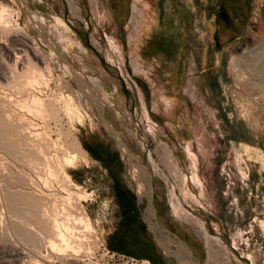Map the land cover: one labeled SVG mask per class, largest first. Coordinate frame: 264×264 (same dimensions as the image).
<instances>
[{
  "label": "rangeland",
  "instance_id": "1",
  "mask_svg": "<svg viewBox=\"0 0 264 264\" xmlns=\"http://www.w3.org/2000/svg\"><path fill=\"white\" fill-rule=\"evenodd\" d=\"M20 1L11 24L20 25L45 56L49 67L39 66L49 84L41 94L62 109L59 120L46 117L51 121L41 130L56 143L50 151L60 159L66 141L81 144L75 165L65 171L80 187L94 228L81 247L85 263L146 260L115 252L111 243L118 240L113 235L126 196L148 220L147 174L154 205L163 210L161 232L182 263L264 264V58L245 57L257 0H122L119 15L112 0ZM34 13L44 30L32 22ZM58 18L63 23L57 27ZM152 46L178 56L177 80L173 59L168 64L154 56ZM238 59L247 70L244 80ZM248 65L255 70L250 81ZM1 161L14 167L8 158ZM0 217V235H7L4 210ZM170 228L182 235H169ZM47 256L42 249L41 259ZM159 262L174 264L170 255Z\"/></svg>",
  "mask_w": 264,
  "mask_h": 264
},
{
  "label": "bare ground",
  "instance_id": "2",
  "mask_svg": "<svg viewBox=\"0 0 264 264\" xmlns=\"http://www.w3.org/2000/svg\"><path fill=\"white\" fill-rule=\"evenodd\" d=\"M17 3L23 7L20 0H0V78L8 82L6 85L0 82V160L8 158L11 162L7 163L14 166L0 163V212L4 210L8 216L4 222L7 235H0V264H89L85 263L83 257L87 255L81 247L85 235L93 233L94 228L81 204L80 187L65 171L66 167L75 165V149L81 148V144L78 140L66 141L68 152L61 159L50 151L57 147L56 143L41 128L43 123L51 121L47 120V123L46 117L58 119L62 109L54 99L41 94L42 88L49 84L45 80L48 72L44 75L39 66V63L47 64L45 56L20 25L14 28L11 24L13 7H17ZM30 18L44 30V23L37 13L31 14ZM61 21L58 18L57 27L63 23ZM249 29L252 47L245 57L246 61L254 62L264 58V43H260L264 34V0H257ZM64 36L62 33L60 38ZM29 52L33 58L29 57ZM234 63L244 80L245 64L240 59ZM251 65H248L250 70L246 76L250 75L249 81L255 71ZM63 66L74 75L67 63ZM16 106L25 112H16ZM242 174L246 176L243 171ZM192 180L200 183L195 173ZM139 187L143 192L144 187ZM42 249L49 253L47 258L41 259Z\"/></svg>",
  "mask_w": 264,
  "mask_h": 264
},
{
  "label": "flooded vegetation",
  "instance_id": "3",
  "mask_svg": "<svg viewBox=\"0 0 264 264\" xmlns=\"http://www.w3.org/2000/svg\"><path fill=\"white\" fill-rule=\"evenodd\" d=\"M122 6H123L122 0L111 1L112 11L114 12L115 15L121 14ZM152 53L156 57H160L161 55H163L164 58L168 61V64H170V59H173L172 60L173 63L170 67L173 68L175 72H173V70L170 71L175 73V75H177L176 78L174 79L177 80V77L179 75L178 71L181 68L180 59H178V56H173L172 58H170L163 53L159 54V52H157L155 47L153 46H152ZM125 153L127 154V156H129L127 152ZM128 159L130 161L131 160L133 161V159L130 157H128ZM138 168L140 169L139 165ZM134 172L138 173V170L135 168ZM154 206L156 210V217L154 219V223H156L157 225L159 236L161 235L160 239L165 241L169 247H165L159 244L158 240L155 239L153 235L154 225L150 221L144 219L143 210H140L139 207H136L131 197L126 196L125 199L123 200V203L121 204L119 232L121 235H131V239L127 241L129 242L127 243L128 246L126 244H124V246H121V250L127 254L135 255L138 258H145L147 261L154 262L156 264H160L159 257H162L163 259L165 255L167 256V254H169L170 259L174 264H184L180 261L179 263L178 260L174 257V254L176 253L174 252L176 250V247L168 243L167 242L168 240L163 239V233L161 232V226L158 221V217H160V215L163 213V210H161L160 206L159 207L156 205ZM168 233L169 235H182L180 232H176L172 228L168 229Z\"/></svg>",
  "mask_w": 264,
  "mask_h": 264
},
{
  "label": "water",
  "instance_id": "4",
  "mask_svg": "<svg viewBox=\"0 0 264 264\" xmlns=\"http://www.w3.org/2000/svg\"><path fill=\"white\" fill-rule=\"evenodd\" d=\"M57 52H58L59 56L61 57V59H63L68 65H70L68 60L66 59V57H64L61 54V51L57 50ZM107 131L111 135H114L115 137H117L112 131H110V130H107ZM117 142L120 145H122L126 149L127 153L130 155L129 147L123 141H121L120 139H117ZM146 176H147L148 181H149L148 193H147V197H148V214H147V217H148V220L154 225L153 235H154L155 239L158 240L160 245L165 246V247H169L168 244L165 241L160 239L157 225H156V223H154V219L156 217V210H155V206H154V188H153V184H152V178L149 175H147V174H146ZM174 257L178 260V258H177V256L175 254H174ZM178 262H179V260H178Z\"/></svg>",
  "mask_w": 264,
  "mask_h": 264
},
{
  "label": "crops",
  "instance_id": "5",
  "mask_svg": "<svg viewBox=\"0 0 264 264\" xmlns=\"http://www.w3.org/2000/svg\"><path fill=\"white\" fill-rule=\"evenodd\" d=\"M135 165L138 167V165H137V163H135ZM139 169V168H138ZM139 170H141V169H139ZM142 171V170H141ZM118 237V240L116 241V242H114V243H111V249L113 250V251H118V253H123V254H125V255H128V256H135V255H131V254H127V253H125L124 251H122L121 250V246H124V244H126L127 245V243H129V242H127L129 239H131V235H121L120 234V232H119V229L116 231V233L113 235V237ZM161 236V235H160ZM163 239H166V238H164L163 237ZM167 240V239H166ZM168 243H169V241H167ZM128 246V245H127ZM130 247V246H129ZM174 252H176L175 254H176V256H177V258H178V260L180 261V258H179V256H178V253H177V250H175ZM169 254H167V256H168ZM166 256V255H165ZM135 257H137V256H135ZM180 262H182V261H180Z\"/></svg>",
  "mask_w": 264,
  "mask_h": 264
},
{
  "label": "built area",
  "instance_id": "6",
  "mask_svg": "<svg viewBox=\"0 0 264 264\" xmlns=\"http://www.w3.org/2000/svg\"><path fill=\"white\" fill-rule=\"evenodd\" d=\"M109 252V251H108ZM138 264H152L151 262L147 261V260H142V261H138Z\"/></svg>",
  "mask_w": 264,
  "mask_h": 264
}]
</instances>
